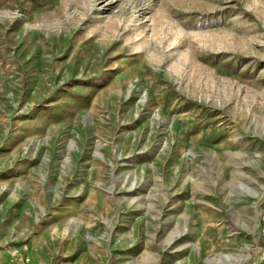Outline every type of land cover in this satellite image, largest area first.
I'll return each instance as SVG.
<instances>
[{
	"label": "rangeland",
	"instance_id": "rangeland-1",
	"mask_svg": "<svg viewBox=\"0 0 264 264\" xmlns=\"http://www.w3.org/2000/svg\"><path fill=\"white\" fill-rule=\"evenodd\" d=\"M264 264V0H0V264Z\"/></svg>",
	"mask_w": 264,
	"mask_h": 264
},
{
	"label": "built area",
	"instance_id": "built-area-1",
	"mask_svg": "<svg viewBox=\"0 0 264 264\" xmlns=\"http://www.w3.org/2000/svg\"><path fill=\"white\" fill-rule=\"evenodd\" d=\"M18 249L14 248L10 251L11 255L14 256L13 260L8 264H30L31 257L26 253H19L17 252Z\"/></svg>",
	"mask_w": 264,
	"mask_h": 264
}]
</instances>
